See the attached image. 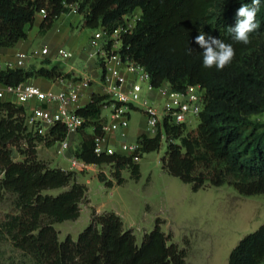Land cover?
Masks as SVG:
<instances>
[{
  "label": "trees",
  "instance_id": "16d2710c",
  "mask_svg": "<svg viewBox=\"0 0 264 264\" xmlns=\"http://www.w3.org/2000/svg\"><path fill=\"white\" fill-rule=\"evenodd\" d=\"M252 0H0V48H14L28 38L38 14L44 17L40 33L45 35L55 21L75 8L82 28L117 30L124 18L140 9L142 20L133 34L126 35L119 54L124 61L143 66L151 84L169 83L176 91L199 85L206 90V106L196 128L164 121L163 130L137 141L142 153L159 151L163 136L167 151L162 169L194 192L208 187L232 186L240 195L264 194V0L256 15L260 28L244 45L231 39L237 10ZM203 31L232 44L235 57L223 70L203 67L202 49L195 37ZM191 49V51H190ZM49 59L40 65L0 69V86H16L29 79H70L71 74ZM104 66V60L100 59ZM78 79V78H74ZM108 97L93 93L77 113L85 122L77 135L81 142L75 155L87 163L114 166V179L124 183L121 173L129 169L140 178V166L132 156H97L95 139L104 135V107ZM27 108L0 99V192L16 198V215L6 224V233L16 248L35 264H185L186 251L170 244L158 220L139 245L133 230L124 227L114 212L91 215L90 225L74 241L59 240L55 224L76 221L88 187L77 181V173L51 168L38 157L41 143L52 147L67 138L66 127L57 124L46 136L27 125ZM14 149L23 157L14 160ZM99 180L106 183L100 175ZM113 187L112 182H107ZM61 190L57 195L50 191ZM229 264H264V224L245 236L232 250Z\"/></svg>",
  "mask_w": 264,
  "mask_h": 264
},
{
  "label": "rangeland",
  "instance_id": "374dc122",
  "mask_svg": "<svg viewBox=\"0 0 264 264\" xmlns=\"http://www.w3.org/2000/svg\"><path fill=\"white\" fill-rule=\"evenodd\" d=\"M58 20L59 18L55 23ZM93 32L90 29L74 31L73 35L79 40V47ZM40 42H36L35 46ZM60 45H50L51 66L68 70L69 62L75 60L78 71L89 67L87 61L80 60L75 53L70 61L57 57ZM64 47L67 48V45ZM47 57L48 55L37 60L41 63ZM101 72L100 69V75ZM98 93L102 94V90ZM136 107L138 110L131 114L128 138L130 143L145 134V118L140 106ZM156 107L162 110L161 104ZM106 116L109 118L108 110L103 111L105 121ZM197 125V121H192L190 128L194 129ZM71 141L74 143L76 139L71 137ZM41 144L42 158L51 154L54 168H70L69 161L56 154L58 144L52 147ZM166 151L167 142L163 137L160 150L144 154L138 162L140 178L135 179L129 169L124 170L121 173L124 178L122 185H118L114 179L115 170L112 165H102L88 173L76 172L77 181L87 185L89 191L86 200L81 204V216L76 221L54 225L59 233V240L63 242L71 236L77 241L79 235L90 225L93 211L97 214L114 212L121 217L126 229L133 230L139 245L159 220L162 231L170 238L169 243L186 251L185 264H229V256L238 243L264 224V194L245 197L230 185L208 187L194 192L190 184L183 183L162 169L161 159ZM13 156L15 161L23 159L17 149H14ZM100 175L106 183L99 180ZM107 182H112L113 187H108ZM60 192L61 190H55L48 194L57 195ZM15 215V196L1 191L0 264H35L29 255L15 247L6 233V224Z\"/></svg>",
  "mask_w": 264,
  "mask_h": 264
},
{
  "label": "built area",
  "instance_id": "2783aa9c",
  "mask_svg": "<svg viewBox=\"0 0 264 264\" xmlns=\"http://www.w3.org/2000/svg\"><path fill=\"white\" fill-rule=\"evenodd\" d=\"M73 12L77 13L75 8ZM141 20V11L136 9L124 18V23L115 31L110 32L106 27L98 28L93 32L90 45L85 49L88 57L104 60L100 84L102 95L107 96L110 102L104 107V110L109 111V118L106 117L103 125L104 135L95 139L94 152L97 156H113L118 153L132 156L135 163L143 156L142 145L137 140L130 143L128 138L131 114L138 110L137 105L142 109L145 118V134L153 138L163 130L166 119L172 124H185L187 127H191L192 121L199 123L207 103L206 90L201 86L192 85L184 91H176L166 82L158 88L154 87L143 66L122 59L118 52L123 38L133 34ZM49 53L48 48L41 50L42 56ZM56 54L66 60L74 57L72 52L63 48H59ZM35 58V54L19 52L8 66L26 67ZM126 72L133 75L130 82ZM60 80L64 82V88L58 92H46L30 83L1 86L0 99H7L25 107L33 103L27 115V125L40 136H46L57 124L65 126L68 136L57 143L56 154L66 157L73 150L71 137L78 134L85 122L77 111L83 107L84 91L91 87L92 82L88 77ZM151 94L157 95V99ZM158 104L162 105L161 111L156 107ZM75 151L69 156L71 171L88 173L99 167L78 158Z\"/></svg>",
  "mask_w": 264,
  "mask_h": 264
},
{
  "label": "crops",
  "instance_id": "0c3cea01",
  "mask_svg": "<svg viewBox=\"0 0 264 264\" xmlns=\"http://www.w3.org/2000/svg\"><path fill=\"white\" fill-rule=\"evenodd\" d=\"M43 17H44L43 13L37 15L36 22L34 26L29 29L28 38L26 40L20 41L14 48H0V69H5L8 66V64L12 63L15 59V55L19 52L31 53L36 55V58L31 62H29L26 67L31 65L38 66L40 62L37 59L45 58V56L41 55V50L43 48H48L51 53L50 45L61 44L60 48H63L66 51H70L73 54L75 53V55L79 57L80 60L87 61L88 63L87 66L89 67H85L81 71H78L75 68V60L73 61L69 60L70 62L68 66H70V68L68 70L59 67L63 72L67 74H71L72 75L71 79L80 78V77L90 78L92 82L91 87L84 91L82 97V103L87 104L90 100L91 95L95 92L98 93L100 91L101 84L100 81H98L100 80L98 77L99 76L101 77L103 72V66L100 63L101 58H90L85 53V49L90 45L91 37L93 33L91 35L89 34L87 39H85V42L82 43L81 47H79L78 45L79 40L73 34L74 31L76 30L79 29L83 30L81 26L82 17L77 13L72 12L68 16L60 17L58 22L54 24V26L50 31H48V33H46L45 35H41L40 24L43 20ZM36 42H40V44H38V46H35ZM65 44L67 45L68 49L64 47ZM49 55L47 59H49L52 62V58H50ZM100 69L102 70L101 75L99 74ZM125 74L129 82L133 80V75L131 73L126 72ZM27 83L35 85L39 87L41 90L46 92H58L64 88V82H62L61 80L49 81L43 77L29 79ZM151 96L157 99V95L151 94ZM32 106L33 103H30L29 105L26 106L28 113L30 112ZM72 138L76 139V141L72 143L73 150L69 151L67 156L65 157L68 161H69V156L72 154L73 151L76 150V148L79 146V143L81 142L80 135H77V137L72 136ZM41 149H43L42 144L39 145L37 149L39 159L46 161L51 168H54L52 166L53 161L51 154L43 156L44 158H42ZM47 149L49 150V148ZM60 168L63 170L71 171L70 168L69 169L63 167Z\"/></svg>",
  "mask_w": 264,
  "mask_h": 264
},
{
  "label": "clouds",
  "instance_id": "9594fccd",
  "mask_svg": "<svg viewBox=\"0 0 264 264\" xmlns=\"http://www.w3.org/2000/svg\"><path fill=\"white\" fill-rule=\"evenodd\" d=\"M260 4L261 0H252L251 5L242 4L237 10L235 26L227 29L233 41L244 45L251 43L250 34L260 28L256 21ZM195 43L204 49L202 57L205 68L216 67L217 70H223L235 57V49L232 44L212 36L206 37L203 31H200L199 35L195 37Z\"/></svg>",
  "mask_w": 264,
  "mask_h": 264
}]
</instances>
